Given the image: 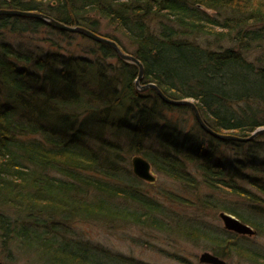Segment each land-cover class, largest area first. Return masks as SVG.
Returning <instances> with one entry per match:
<instances>
[{
	"label": "trees",
	"instance_id": "trees-1",
	"mask_svg": "<svg viewBox=\"0 0 264 264\" xmlns=\"http://www.w3.org/2000/svg\"><path fill=\"white\" fill-rule=\"evenodd\" d=\"M0 8L42 12L94 32L102 17L142 63L140 84L192 100L217 132L247 136L264 126V0H0ZM42 29L48 35L39 44L32 36ZM3 30L27 39L12 43ZM78 34L88 43L63 48L60 38ZM137 74L105 42L37 17L0 14L3 246L20 242L42 264H150L92 242L71 224L106 217L205 239L218 256L264 260L251 235L168 212L131 167L141 155L201 205L264 235V133L217 138L190 106L139 89Z\"/></svg>",
	"mask_w": 264,
	"mask_h": 264
},
{
	"label": "rangeland",
	"instance_id": "rangeland-1",
	"mask_svg": "<svg viewBox=\"0 0 264 264\" xmlns=\"http://www.w3.org/2000/svg\"><path fill=\"white\" fill-rule=\"evenodd\" d=\"M99 20L98 32L96 33L106 37L111 34L117 36L121 44L127 48V51H124L132 54V47L129 45L127 38L120 31H117L112 24H109L106 19L100 17ZM46 33L47 30L42 29L41 32L34 34L32 39L37 43L42 42L41 39L46 38L48 35ZM1 35L12 43L17 42L20 38L27 39L24 36L9 33L7 30H3ZM86 41L79 34L70 39L67 37L60 38L63 48L70 47L77 49L79 48V44L88 43ZM116 43L119 45L117 41ZM120 47L123 48L122 46ZM108 61L115 62V59L109 58ZM152 172L155 175V180L151 182L145 180L146 182L142 184V188L162 201L168 212L171 213L175 209L178 215L192 218L188 221L198 219L204 223L214 225L217 227V230L224 228L223 222L219 217V210L201 205L195 199L196 194L191 192L181 182L154 169H152ZM167 191H172V194H179L185 198L183 200H174L173 197L166 194ZM7 211L14 212L12 209ZM71 224L76 232L90 239L92 242L98 243L116 253L132 256L150 264H210L200 262L199 255L203 251L213 253L210 243L205 239L190 240L183 236V234L173 232L172 230H158L146 225H140L137 222H131L130 220L123 221L112 220L106 217H87L76 218ZM4 237L0 235V264H42L41 254L36 255L33 249L27 248L20 242L12 241L3 246L2 239H7ZM250 238L253 239V242L250 243L252 246L254 245L264 250V235L256 233L252 234ZM219 257L224 259V264H252L249 260L234 254ZM259 263L264 264V260L260 258L255 264Z\"/></svg>",
	"mask_w": 264,
	"mask_h": 264
},
{
	"label": "water",
	"instance_id": "water-1",
	"mask_svg": "<svg viewBox=\"0 0 264 264\" xmlns=\"http://www.w3.org/2000/svg\"><path fill=\"white\" fill-rule=\"evenodd\" d=\"M0 14H17V15H26V16H33L37 17L39 19H42L49 25H52L56 28L59 29H64V30H69V31H75L79 32L95 41L99 42H105L112 46V48L116 51L118 56L124 60L133 62L138 66V74L135 79V84L139 89H146V88H152L156 91V93L166 102L172 103V104H186L191 107L192 112L195 116V119L198 121L200 126L209 134L226 140V139H234V140H240V141H247L251 140L254 138L257 134L264 133V126L259 127L252 131L249 135L247 136H239L235 134H226V133H220L212 128H210L206 123L203 121L197 107L195 106L194 102L189 99H172L166 96L159 88L158 86L153 83V82H147L145 84H140V80L143 75V65L142 63L138 60L136 56H134L131 53L125 52L117 43L114 39H111L109 37L100 35L92 30H90L87 27L81 26V25H70L63 23L61 21H58L54 19L52 16L42 13V12H36V11H30V10H19V9H11V8H0ZM131 167L133 173L138 176L139 178L146 180V181H154L155 180V175L152 172V168L150 163L141 155L135 154L131 157ZM219 217L221 218L223 222L224 228L235 231L240 234H247V235H252L254 234L255 230L253 227L242 220H240L238 217L235 215L225 212V211H220L219 212ZM199 261L200 262H205V263H210V264H224L225 261L218 255L210 252V251H203L199 255Z\"/></svg>",
	"mask_w": 264,
	"mask_h": 264
}]
</instances>
